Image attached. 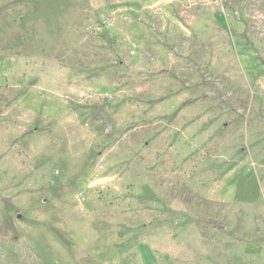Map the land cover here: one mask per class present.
Wrapping results in <instances>:
<instances>
[{
    "label": "rangeland",
    "instance_id": "rangeland-1",
    "mask_svg": "<svg viewBox=\"0 0 264 264\" xmlns=\"http://www.w3.org/2000/svg\"><path fill=\"white\" fill-rule=\"evenodd\" d=\"M0 264H264V0H0Z\"/></svg>",
    "mask_w": 264,
    "mask_h": 264
}]
</instances>
